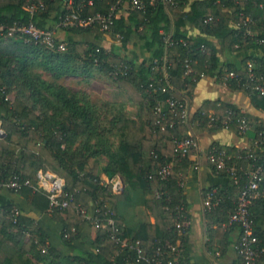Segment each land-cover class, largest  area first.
I'll use <instances>...</instances> for the list:
<instances>
[{
    "label": "trees",
    "instance_id": "16d2710c",
    "mask_svg": "<svg viewBox=\"0 0 264 264\" xmlns=\"http://www.w3.org/2000/svg\"><path fill=\"white\" fill-rule=\"evenodd\" d=\"M31 2H41L43 9L31 15L27 11ZM124 3L125 0H6L0 5V26L31 22L38 29L57 28L65 34L63 39L56 38L65 43L66 50L55 52L0 33V127L4 132L0 137V179L18 176L20 183L27 179L33 182L38 170L63 178L72 200L65 210L50 214L62 225L61 247L73 251L69 256L62 255L28 213L10 202L0 206V249L9 243L13 253L0 264H146L138 261L136 242H140L147 256L159 247L179 244L182 253L178 260L187 264L189 227L180 233L175 229L177 223L189 222L179 171L172 166L165 180L158 173L164 165L189 157L175 159L173 145L187 136L191 123L219 130L222 128H208V113L220 117L239 114L241 110L230 103L206 101L190 114L188 124H182L165 105L162 115L156 114V104L173 99L189 109L191 91L202 77H209L243 93L253 108L264 112V98L250 93L244 81L250 63L264 79V0H173V5L159 1L150 5L146 1L142 10L129 6L119 14ZM71 12L81 17L112 14L111 30L103 33L94 24L85 28L58 27L61 17ZM245 18L251 23L244 26ZM187 25L197 29L199 35L187 36ZM77 35H85L88 40H76ZM104 35L118 39V45L104 49L99 44ZM208 38L217 40L237 59L221 61ZM131 43L137 50L136 61L129 57L133 54L128 49ZM185 62L192 69L189 75H185ZM229 72H235L239 79L227 77ZM71 77L83 81L107 78L125 97V103L136 108L135 118L123 115L121 107L110 116L109 103L97 107L84 93L71 91L60 83ZM165 86L168 88L162 92ZM10 95L13 101L9 100ZM242 115L251 126L250 134L245 135L250 136L251 146L258 133L264 131V123ZM227 130L238 133L235 124ZM112 139H117L116 145ZM31 145L37 148H30ZM224 150L233 156L246 152ZM89 160L92 163L86 172ZM231 162L244 169L251 163L234 157ZM214 172L227 178L230 186L206 192L215 191V196L213 207L205 214L207 224L214 223L222 229L235 208L245 178L234 184L225 171ZM100 173L108 179L119 177L123 191L114 195L111 184L101 185ZM0 191L21 195L39 213L48 211L45 196L27 186L22 185L18 192ZM258 191L250 212L255 235L264 243V232L257 228L258 222H264V172ZM131 192L143 196L144 207L154 217L153 224L140 223L136 231L122 226L117 213L118 205ZM90 204L94 206L92 211ZM15 209L18 215H14ZM88 215L100 219L101 224L93 229L94 238L84 249L82 232L92 227L85 218ZM109 218L114 227L108 224ZM232 228L238 229L240 235L237 226L226 230ZM75 242L80 246L76 247ZM261 261L264 255L259 264Z\"/></svg>",
    "mask_w": 264,
    "mask_h": 264
},
{
    "label": "built area",
    "instance_id": "2783aa9c",
    "mask_svg": "<svg viewBox=\"0 0 264 264\" xmlns=\"http://www.w3.org/2000/svg\"><path fill=\"white\" fill-rule=\"evenodd\" d=\"M126 3L135 10H142L145 7L146 1L152 5L156 1L162 3H168L173 5V0H125ZM91 3L89 2V5ZM43 4L41 2H31L27 11L32 15L33 13L42 10ZM113 15H101L96 14L94 16L81 17L77 12H71L60 19L58 27H89L96 25L103 33H109L112 26ZM210 20V18L208 19ZM247 23H251V19L245 18L243 21L244 26ZM0 33L13 37L14 39H21L24 44H33L44 46L50 51L64 52L66 50L65 43L57 40L55 30H41L38 29L33 23L29 22L26 25L13 24L11 26H0ZM248 35L251 32L247 29ZM118 38V37H117ZM117 44L119 40L116 39ZM192 73L190 65L185 62V75ZM117 72L113 73V77H116ZM245 86L250 93L257 94L264 98V79L260 75L254 72V67L250 63L247 65L245 71ZM229 78L238 80L239 76L235 72H229L226 75ZM166 78V75H165ZM243 79V78H242ZM168 86L162 88V92ZM166 106L170 115L173 118H177L180 123L188 124L190 121V112L186 104L178 103L173 99H168L164 103H157L154 112L162 115L163 106ZM204 115V114H202ZM208 128H222L227 130L229 125L235 124L238 131V135L245 136L250 130L251 126L249 121L242 115L227 113L224 116H214L211 112L206 115ZM197 123H191L190 126ZM198 125V124H197ZM4 136V132L0 127V137ZM198 149L197 140L192 136L190 130L187 136L182 140L174 141L173 155L175 159L188 157L191 153ZM244 154L236 153L235 156L230 155L224 149L211 148L207 153V163L209 167L216 172L225 171L233 180L234 184H237L242 177L245 178V183L240 189L239 196L233 212L229 215L228 221L222 225L224 229L231 226H237L240 230V235L237 244L235 245V252L241 261V264H259L260 258L264 255V243L261 239L255 235L254 222L250 212V207L253 202L259 197V183L261 182V175L264 172V131L258 133L252 145L246 149ZM237 161L247 160L251 162L247 169L242 166L231 162L232 158ZM172 165H164L158 175L161 180H165L171 172ZM34 182V184H33ZM33 182L29 179L24 183H20L18 176L10 177L6 180L0 179V190L5 189L13 192H18L21 186H27L32 189L33 192H39L45 196L48 201V212L63 211L72 200V196L65 191V180L50 171L38 170L33 178ZM112 185V193L119 195L124 185L119 177L114 179H106L101 185ZM215 191H211L205 194L203 199V206L205 211H209L213 207V199ZM156 198L159 197L157 193ZM98 212V211H96ZM19 211L14 210V215H18ZM91 221L92 228L96 229L101 224L100 219L91 218L90 215L85 217ZM108 224L114 227V223L111 218L108 219ZM189 225V222L177 223L175 229L180 233L183 232ZM116 231V229H115ZM114 238V234L112 235ZM138 261H142L146 264H180L178 258L182 253V249L179 244L167 245L164 248H157L152 255H145L141 249L140 242H136L135 245Z\"/></svg>",
    "mask_w": 264,
    "mask_h": 264
},
{
    "label": "crops",
    "instance_id": "0c3cea01",
    "mask_svg": "<svg viewBox=\"0 0 264 264\" xmlns=\"http://www.w3.org/2000/svg\"><path fill=\"white\" fill-rule=\"evenodd\" d=\"M5 2L6 0H0V5ZM128 7L129 5L124 3L119 14L126 11ZM184 32L189 37L199 35L197 29L191 25H187ZM55 34L59 39L65 37L64 32L57 28L55 29ZM74 37L76 40H88L85 35ZM208 40L217 49L221 61L229 62L237 59L235 58V54H228L217 40L212 38H208ZM99 44L106 50H109L111 45H118L109 35H104L100 39ZM128 49L133 53L129 57H131V60L136 61L137 58L134 53L137 50L132 43L128 45ZM9 99L13 101V96L10 95ZM206 101L230 103L250 117L253 122L264 123V112L253 108L249 98L243 93L234 92L224 84L215 82L212 78L202 77L191 91L190 114L196 113ZM127 105L132 106V104ZM128 114V116L135 118V115ZM190 133L197 140L198 149L191 153L183 162L172 164L179 171L182 195L189 215V232L186 241L187 264H239V259L235 252V245L239 239L238 229L224 230L222 227V229H218L217 224H207L203 206L206 192L210 189L226 188L230 186V181L225 177L218 176L209 167L206 157L209 149L212 147L219 149H246L250 147V136H240L231 130L202 128L197 124L190 128ZM100 176L101 180L104 179L105 181L108 179L105 175L101 174ZM10 202H13L20 209L28 213L34 223L46 233L49 243L53 248L59 250L65 256L72 254L73 251L70 249H63L61 247L59 235L62 225L53 220L50 212L39 213L21 195L8 191H0V206L7 205ZM93 207L90 204L89 208L91 211ZM117 213L122 226L133 231L137 230L140 223H154V217L144 207V198L139 192H131L129 197L118 205ZM257 228L264 232V222H258ZM28 237L29 234H26L25 238L27 239ZM93 238V228H85L82 232L84 249L89 248ZM78 242L74 244L76 247L80 246ZM12 253L13 249L11 245L9 243L3 244L0 249V260L8 258ZM260 264H264V261H261Z\"/></svg>",
    "mask_w": 264,
    "mask_h": 264
},
{
    "label": "rangeland",
    "instance_id": "374dc122",
    "mask_svg": "<svg viewBox=\"0 0 264 264\" xmlns=\"http://www.w3.org/2000/svg\"><path fill=\"white\" fill-rule=\"evenodd\" d=\"M48 78V77H45ZM61 84L66 86L69 90L74 92H81L84 93L88 101L94 105L101 106L104 103H109L110 108V116H114L115 112L119 109V107L123 110V115H135L136 108H134L131 105H127L125 103V97H123L118 89L115 87V85L108 80L107 78H90L88 81H83V79L80 78H65L62 81H60ZM11 101V99H9ZM250 134V132H248ZM114 145L117 144V139H112ZM30 148H33V145L30 146ZM37 146L33 149H36ZM104 159L101 161V165H104ZM92 161L89 160L86 172L90 170ZM101 175V173L99 174ZM101 179V176H99ZM104 183V179L100 180V184Z\"/></svg>",
    "mask_w": 264,
    "mask_h": 264
}]
</instances>
